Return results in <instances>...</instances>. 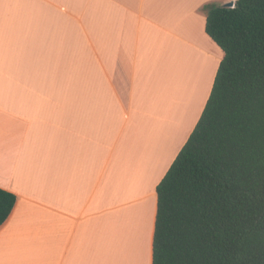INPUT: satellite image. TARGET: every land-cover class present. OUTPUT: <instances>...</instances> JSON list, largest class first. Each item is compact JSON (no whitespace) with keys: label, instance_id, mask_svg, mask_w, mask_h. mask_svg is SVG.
<instances>
[{"label":"crops","instance_id":"obj_1","mask_svg":"<svg viewBox=\"0 0 264 264\" xmlns=\"http://www.w3.org/2000/svg\"><path fill=\"white\" fill-rule=\"evenodd\" d=\"M0 0V264H152L157 187L222 50L204 6Z\"/></svg>","mask_w":264,"mask_h":264},{"label":"trees","instance_id":"obj_2","mask_svg":"<svg viewBox=\"0 0 264 264\" xmlns=\"http://www.w3.org/2000/svg\"><path fill=\"white\" fill-rule=\"evenodd\" d=\"M204 12L224 58L157 187L152 264H264V0ZM16 202L0 189V227Z\"/></svg>","mask_w":264,"mask_h":264},{"label":"water","instance_id":"obj_3","mask_svg":"<svg viewBox=\"0 0 264 264\" xmlns=\"http://www.w3.org/2000/svg\"><path fill=\"white\" fill-rule=\"evenodd\" d=\"M233 6H234V4H233V3H230V4H229V7H233Z\"/></svg>","mask_w":264,"mask_h":264}]
</instances>
